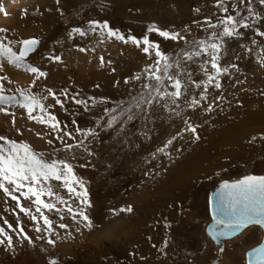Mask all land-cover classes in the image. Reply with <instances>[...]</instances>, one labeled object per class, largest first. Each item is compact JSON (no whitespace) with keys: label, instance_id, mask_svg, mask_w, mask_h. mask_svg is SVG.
<instances>
[{"label":"rangeland","instance_id":"1","mask_svg":"<svg viewBox=\"0 0 264 264\" xmlns=\"http://www.w3.org/2000/svg\"><path fill=\"white\" fill-rule=\"evenodd\" d=\"M234 2L237 0H225L233 15ZM253 4L257 11L264 12V6L257 0ZM0 10V29H7L0 32V38L12 41L14 50L19 49V41L38 38L41 43L37 51L26 59L47 73L33 84V74L0 61L4 65L0 75L5 77L6 94L18 95L21 88L31 89L37 95H45L48 89L56 92L63 106L54 105L52 97L45 104L50 106L49 111L60 121L63 131L71 132L75 138L65 140L74 145L77 140H84L91 153L75 147L72 152H64L63 143L56 139L57 133L30 119L26 110L10 108L7 116L19 126L16 128L19 142L28 143L37 151L59 149L50 158L68 159L73 164L76 174L85 181L92 205L85 209L94 222L92 229L78 223L79 217L74 221L59 202L53 201L60 212L44 210L53 222V232L41 231L37 246L45 254L51 246L54 250V256L50 258L48 253L45 262L212 264L218 259L221 250L207 243L204 231L211 220L210 192L222 180L264 172L263 116L255 118L263 122L249 125L251 130L246 128L236 146L227 138L232 133L228 129L231 121L245 115L247 119L252 106L258 111L264 109V68L257 61L264 49V38L256 35L254 29H240L241 37L226 39L220 64L228 67V73L219 77L221 88L208 85L205 92L203 85L198 88L189 82L176 105L163 107V101L145 105V112L133 109L134 118L128 120L129 113L125 110L135 103L133 98L142 90L145 69L156 59L154 50L146 54L142 51L143 44L136 47L131 42L125 44L101 36L99 31H88L89 21H108L125 36L142 39L147 34L172 58L191 51L193 42L210 36L211 29L199 26L205 24V18L216 23L226 15L216 6V0H59V3L57 0H0ZM239 10L242 16L247 15L243 5ZM8 16L13 19L11 28L4 23ZM153 24L179 32L187 42L165 40L157 33H148V26ZM74 27L88 34L70 36ZM252 40L257 43L253 44ZM81 48L87 51L81 52ZM249 48L253 49L251 53L247 51ZM49 55H59L61 61L50 60ZM101 56L106 62L104 66H101ZM207 59V55L194 57V62L186 64L197 83L207 79L200 69ZM207 67L211 73L210 64ZM137 75L141 80L134 78ZM64 90L67 96L61 95ZM202 93L206 99L201 98ZM70 97L85 100L89 107L76 105ZM193 99L200 103L189 107ZM209 105L211 111L206 110ZM34 115L40 112L37 110ZM112 115L117 120L109 127L106 122ZM190 125L196 127L195 134L186 130ZM76 128L93 129L97 135L86 139L83 131L77 132ZM196 135L200 138L196 139ZM219 138H225V142ZM48 139L53 144L49 145ZM209 142L212 149L204 153ZM58 194L73 208L80 206L78 199L66 190H59ZM25 204L35 209L29 202ZM129 206L132 212L121 211ZM36 223L42 229L46 227L43 220ZM61 223L67 228H60ZM25 233L32 240L34 233ZM49 237L56 241L55 245L47 243ZM261 237L258 226L250 227L243 236L224 245L220 264H246L245 252L259 243Z\"/></svg>","mask_w":264,"mask_h":264},{"label":"snow or ice","instance_id":"2","mask_svg":"<svg viewBox=\"0 0 264 264\" xmlns=\"http://www.w3.org/2000/svg\"><path fill=\"white\" fill-rule=\"evenodd\" d=\"M257 2L260 6H264V0H257ZM57 3H59V0H57ZM241 5L244 6L247 12L246 16L241 15L239 10ZM216 6L226 15L220 17L216 23H212L211 18H205L204 25H199L198 21H194L199 26L205 27V30L211 29V34L207 39L193 42V49L178 54L179 58H170L160 50L158 43L150 40L147 34L142 39L137 38L135 35L125 36L119 29L111 27L108 21H89L90 27L88 31L93 33L99 31L101 36L114 38L125 44L131 42L136 47H140L143 44L142 51L146 54H151V50H154L156 59L154 64L149 65L145 69V82L142 84V90L137 97L133 98L135 103L130 104L125 110L129 113L127 115L128 120L134 118L133 109L145 112V105L152 106L153 104H160L162 101L163 107H168L169 104L176 105L187 90L189 82L198 88L203 85L205 92L208 85H213L217 89L221 88L219 77L221 74L228 73V67H222L220 64V57L224 50L226 39L231 40L241 37L243 32L240 29H254L256 35L264 38V30H261L264 27V12L256 10L253 0H237V2L232 3L231 9L235 10V15L230 14V8L225 3V0H216ZM196 11L198 12L199 9H196ZM4 14L7 15L6 12ZM6 31L7 29H0V32ZM88 31L74 27L69 35L76 33L83 37L88 34ZM147 32L157 33L165 40H184L187 42L186 37L179 32L161 29L154 24L148 26ZM5 40H7L6 37L0 38V61H6L8 65L14 66L15 69L23 70L24 73L33 74L35 77L32 81L33 84L40 78L47 76L45 71L38 66H34L26 59L30 53L37 51V46L41 43L38 38L31 37L19 41L20 47L18 50H14L12 41L5 42ZM252 43L256 44L257 41L252 40ZM80 51L85 52L87 49L81 48ZM247 51L251 53L253 49L249 48ZM261 53V55L257 56V61L259 66L264 68V49H261ZM204 55H207L209 59L201 63L200 69L204 72L207 79L197 83L192 80V73L188 70L186 64L189 61L194 62V57H202ZM237 58L239 59V57ZM48 59L60 62L61 56L49 55ZM99 59L101 66H104L106 63L104 57L101 56ZM209 64L213 70L211 73L207 67ZM3 67L4 65L0 63V70ZM231 67L238 70L236 64H232ZM134 78L141 80L140 75ZM4 80L5 77L0 75V113L9 114L10 107L24 109L30 119L46 125L51 131L57 133L56 139L63 143L64 152H72L74 147L83 148L84 152H89L84 140H77L75 145L65 140L66 137L75 138L72 137L71 132L63 131L60 121L49 111L50 106L45 104V101L52 97L54 98V105L63 106V100L56 92L48 89L45 95H37L31 89L21 88L18 89V95L15 93L6 94ZM125 82L127 83V81ZM169 88L172 90L169 91ZM61 95L67 96V90H64ZM201 98L206 99L207 97L202 93ZM70 99L76 105H84L86 109L89 107L88 102L85 100L77 99L76 97H70ZM199 103V100L193 99L189 107H195ZM37 110L40 115H34ZM170 110L175 111L174 109ZM206 110L211 111V105ZM105 111L110 112L112 110L105 109ZM176 114L179 115V113ZM120 115L123 116L124 112H121ZM116 120L117 116L112 115L106 123L111 127ZM75 130L77 132L83 131L80 128ZM186 130L194 134L197 131L194 125H190ZM37 135L40 136L41 134L37 133ZM83 135L86 139L89 137L95 138L97 133L93 129H88L83 131ZM195 138L199 139L200 137L196 135ZM47 143L51 145L53 140L48 139ZM168 143L171 144L172 141L169 140ZM163 150L160 149V151ZM58 151L59 149H53L52 152L37 151L28 143L18 142L9 136L0 134V192L14 201L15 208L30 216L33 221L43 220V224L46 227L42 229L37 224L35 228L37 232H53V222L44 210L60 212L61 210L57 208L56 202L65 206L66 212L72 216L74 221L79 217L78 223H82L84 228L92 229L94 222L85 211L86 208L92 206L88 198L85 181L76 174L73 164L68 159L50 158L55 156ZM89 154L91 153L89 152ZM72 158L75 159V156ZM59 190H66L68 194L77 198L80 206L73 208L64 197L58 194ZM45 197L52 198V200H46ZM213 197L214 219L216 225L219 226V231L214 233L215 236L235 234L249 224L264 226V175H245L231 182L224 180L220 184L218 191L213 193ZM25 202L35 206V214ZM121 211L132 212L133 209L129 206ZM61 219H63V216H61ZM3 223L7 225V228H13V225L8 223L7 220ZM165 226L170 227L168 224ZM59 227L63 229L67 228V225L61 223ZM76 231L79 232L80 228H77ZM18 234L22 235L27 242H32L31 237L24 232L23 227H19ZM0 237H4V239H0V244L7 243L9 246L13 244V236L3 226H0ZM47 243L55 245L56 241L49 237ZM255 252L259 254L261 261H264V245L256 249ZM51 264H57L56 260H52Z\"/></svg>","mask_w":264,"mask_h":264},{"label":"bare ground","instance_id":"3","mask_svg":"<svg viewBox=\"0 0 264 264\" xmlns=\"http://www.w3.org/2000/svg\"><path fill=\"white\" fill-rule=\"evenodd\" d=\"M9 3L7 4L8 6L11 4V3L10 4ZM2 21H4V20L2 19ZM12 21H13V19L11 18V16L10 17L8 16V18L5 19L4 23H7V25L10 26V28H11L12 27L11 24H13V23H11ZM16 73L17 72L14 71L15 75H16ZM14 74H13V76H14ZM254 107H256V106L251 107V112L248 114L250 116H248L247 119L244 118L246 116L245 115L243 117L244 119L241 118L242 117L241 116L240 118L237 117L236 121L230 122V126H228V129L232 133L227 138L229 139V142H233L232 145L236 146L238 144L239 138L243 135L244 131H246V128L248 127L250 129L249 125L255 124V126H257L259 123L263 122V120H258L259 121V123H258V121L255 120V118H257V119L261 118L262 119V116L264 117V109L258 111V109L255 110ZM16 109H17V111H19L18 107H16ZM17 124H19V123H17ZM255 126H252V127H255ZM17 127H19V126H16V123H12V120H9V117L7 115L0 113V134L9 136L11 139L17 140L19 142L20 139L16 135V131H17L16 128ZM241 128H245V129L241 130ZM227 134H228V132H227ZM219 139H221V138H219ZM224 139H221V140H223L225 142ZM210 143L211 142L208 143V147L205 146L206 151L204 153H206L207 151L212 149V147H209ZM217 143H218V141H217ZM234 150H235V148H234ZM217 153H220V152L217 151ZM233 153H235V152H233ZM209 154H211V153H209ZM234 157H235V155H234ZM34 208H35V206L33 207V209ZM34 213H35V211H34ZM5 220H7L8 223L13 225L12 229L7 228V225L3 223ZM40 221H38V222H40ZM36 222L37 221H33L30 218V216L25 215L24 213L20 212L19 209H16L15 208V202L12 201L10 198L4 196V194L2 192H0V226L5 227V229L9 232V234H11L13 236V244L11 246H9L7 243L0 244V264H47L45 262L47 254L48 253L51 254L50 258H52L54 256V254H53L54 250L52 249L53 248L52 246L48 249L49 251L47 254H45V252H43V251L42 252L39 251V248L37 246V240H38L37 237L41 234H39L40 232H37L35 230V227L37 224ZM22 226H23L24 232L27 231V232L34 233V234H32V242L31 243L24 240L23 236L18 234V229H19V227H22ZM39 226H41V225H39ZM252 226H254V225H250L248 228L244 229V231L240 235H238L234 238H230V240L224 241L222 244V249L224 248V245L226 243H229L231 240H234L236 238H239L240 236H243L246 233V231H248V229ZM256 226H258V225H256ZM259 229L261 230L260 227H259ZM262 236H263V230H262ZM67 237H68V235H67ZM0 239H4V237H0ZM206 241L208 244H212V245L216 246L217 248L221 247L220 244L213 241L212 238H210V236L208 234H206ZM260 241H261V239H260ZM251 247H253V246H251ZM249 248H248V250H249ZM222 252L223 251H221V253L218 255L217 264L222 263V260H221L222 259V255H221ZM245 262H246V260H245Z\"/></svg>","mask_w":264,"mask_h":264},{"label":"water","instance_id":"4","mask_svg":"<svg viewBox=\"0 0 264 264\" xmlns=\"http://www.w3.org/2000/svg\"><path fill=\"white\" fill-rule=\"evenodd\" d=\"M20 47V46H19ZM247 175H258V174H247ZM259 175H264L263 174H259ZM243 176H241L240 178H242ZM237 178V179H240ZM237 179H232L229 180V182L233 181V180H237ZM224 180L220 181L218 183V185L216 187L213 188V190L210 192V200H209V212H210V221L206 224L204 231L206 232V234H208L210 236V238H212L213 241H215L216 243L220 244L221 247H219V250L222 249V244L224 241L226 240H230V238H234L238 235H240L244 229L248 228L250 225H257V224H249L247 227L245 228H241L239 231H237L235 234H229V235H223V236H215V232L219 231V226L216 225L215 223V219H214V214H213V202H214V197H213V193L217 192L218 189L220 188V184L223 182ZM261 230H263V236L261 238V241L253 246L250 247L249 250L246 251L245 253V260H246V264H264V261H261L259 254H257L255 252L256 249H259L262 245H264V226L258 225ZM218 259H214L212 264H217Z\"/></svg>","mask_w":264,"mask_h":264}]
</instances>
